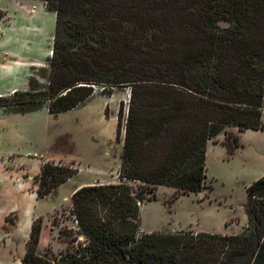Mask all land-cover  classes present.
Returning a JSON list of instances; mask_svg holds the SVG:
<instances>
[{
  "label": "trees",
  "instance_id": "16d2710c",
  "mask_svg": "<svg viewBox=\"0 0 264 264\" xmlns=\"http://www.w3.org/2000/svg\"><path fill=\"white\" fill-rule=\"evenodd\" d=\"M44 1L56 15L48 84L32 92V78L0 96V107L26 113L42 100L58 113L87 102L94 85L108 95L130 85L132 93L120 182L75 190L76 236L65 232L68 247L53 260L38 252L42 218H34L21 264H264V176L247 187L240 233L140 228V202L155 198L156 186L204 188L207 144L226 127L264 129V0ZM232 137L223 142L229 151L241 144ZM77 172L47 160L38 197Z\"/></svg>",
  "mask_w": 264,
  "mask_h": 264
},
{
  "label": "rangeland",
  "instance_id": "374dc122",
  "mask_svg": "<svg viewBox=\"0 0 264 264\" xmlns=\"http://www.w3.org/2000/svg\"><path fill=\"white\" fill-rule=\"evenodd\" d=\"M34 1V13L26 27L27 21L16 11L15 0H3L0 9V32L5 25L3 32L7 35L18 30L28 37L22 45L20 40L13 44L14 48L21 46L13 54L19 58L14 71L5 70V62L0 68V89L7 90L4 96L27 89L32 78V92L42 91L48 84L55 12L42 6L46 1ZM44 56L48 57L41 61ZM24 66L25 79L21 77ZM13 86L16 89L10 91ZM104 88L94 85L93 96L70 110L50 113L48 102L40 100L36 103L38 109L7 124L0 122V264L11 250L17 253L23 247L26 249L33 216L42 218L38 252L51 260L58 257L68 247L65 232L75 238L78 229L72 214L73 187L90 181L120 182L121 150L132 88L114 87L110 95L102 93ZM120 107L123 116L119 126ZM6 110L20 113L12 108ZM234 134L241 136V144L229 151L223 142L226 137L231 141ZM47 160L63 161L78 168V172L67 183L39 198L38 176ZM262 176L264 129L239 131L228 126L207 144L204 188L183 194L170 186H156V197L140 202V228L144 232L240 233L248 224L247 187ZM124 181L135 192L143 186L139 181ZM78 240L83 241L84 237L79 236Z\"/></svg>",
  "mask_w": 264,
  "mask_h": 264
},
{
  "label": "crops",
  "instance_id": "0c3cea01",
  "mask_svg": "<svg viewBox=\"0 0 264 264\" xmlns=\"http://www.w3.org/2000/svg\"><path fill=\"white\" fill-rule=\"evenodd\" d=\"M15 2H16L17 9H18V10H16V11H18L17 13L18 14L20 13L19 16H21L25 21H27L26 22L27 24L24 26V27H26L31 22L30 20L32 19V15L34 13L33 9L31 10V8H32V6H34L35 1L34 0H15ZM2 4H3V0H0V9L2 7ZM42 6L45 7L47 10H49L46 7V5L42 4ZM55 22H56V15H55ZM4 30H5V25H2L1 32H0V68H3L4 62H5V67H4L5 70H11L13 72L14 71L13 66L15 64H16L15 66H17V64H19V61H18L19 58L17 60V56H13V54L18 53L21 49V46L18 48H14L13 44L16 40H18V41L20 40L21 45H22L24 43L23 42L24 39H27L28 37L26 35L27 33L25 34L23 31H21V32L19 31L20 32L19 33L17 30L16 32H10L7 35L5 32H3ZM45 56L42 59L41 58H39V59H41V61H43L48 57V56L47 57H45ZM26 73H27V66H24L21 77L25 79L27 77ZM15 75H17V74H15ZM13 89H16V86H13L10 91H12ZM6 91L7 90H5V89L4 90L0 89V96L5 95V93H7ZM25 115H26V113H14V112L12 113L11 110H6V108L0 107V122H5V123L7 122L8 123V122H11V120H15V119L23 117ZM60 162H63V161H60ZM71 178H69L64 183L60 184L56 189H58L59 187H61L65 183H67ZM93 183H94L93 181L80 183L79 185L73 187L70 195H72V193L77 188H79L83 185H90ZM34 217L35 216H33L31 218V223H32V220ZM30 230L26 236V239L29 237ZM142 230H144V229H142ZM42 232L43 231H41V235H42ZM223 233H226V232H223ZM40 241H41V239H40ZM25 251H26V249L24 247L22 248V251L17 252V253H15L14 251L11 250L10 253H8V256L4 258V261L1 264H10L11 262H12V264H21V260L25 254Z\"/></svg>",
  "mask_w": 264,
  "mask_h": 264
}]
</instances>
